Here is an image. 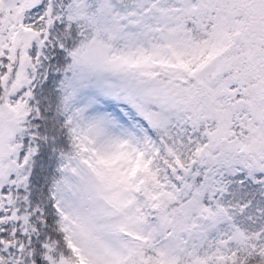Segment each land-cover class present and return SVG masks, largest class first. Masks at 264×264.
<instances>
[{
    "label": "snow or ice",
    "instance_id": "1",
    "mask_svg": "<svg viewBox=\"0 0 264 264\" xmlns=\"http://www.w3.org/2000/svg\"><path fill=\"white\" fill-rule=\"evenodd\" d=\"M0 264H264V0H0Z\"/></svg>",
    "mask_w": 264,
    "mask_h": 264
}]
</instances>
